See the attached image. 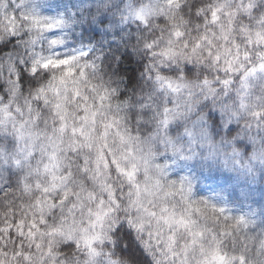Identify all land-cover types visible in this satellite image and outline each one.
Wrapping results in <instances>:
<instances>
[{"label": "clouds", "instance_id": "obj_1", "mask_svg": "<svg viewBox=\"0 0 264 264\" xmlns=\"http://www.w3.org/2000/svg\"><path fill=\"white\" fill-rule=\"evenodd\" d=\"M0 264H264V0H0Z\"/></svg>", "mask_w": 264, "mask_h": 264}]
</instances>
